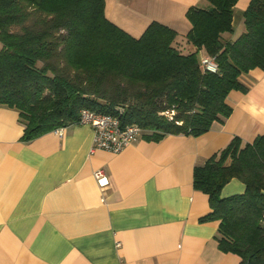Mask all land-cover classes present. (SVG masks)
Wrapping results in <instances>:
<instances>
[{
    "label": "trees",
    "instance_id": "1",
    "mask_svg": "<svg viewBox=\"0 0 264 264\" xmlns=\"http://www.w3.org/2000/svg\"><path fill=\"white\" fill-rule=\"evenodd\" d=\"M186 12V35L157 21L133 37L105 16V0H0V104L15 108L22 140L74 124L82 109L136 124L147 140L198 136L222 122L241 76L264 70V0H250L234 40L238 0H205ZM202 52L200 56L198 53ZM217 63L204 71L200 57ZM232 178L242 193L221 196ZM194 189L208 196L218 248L238 264H264V132L234 136L193 168Z\"/></svg>",
    "mask_w": 264,
    "mask_h": 264
},
{
    "label": "crops",
    "instance_id": "2",
    "mask_svg": "<svg viewBox=\"0 0 264 264\" xmlns=\"http://www.w3.org/2000/svg\"><path fill=\"white\" fill-rule=\"evenodd\" d=\"M250 0L233 12L234 40ZM205 0H105V16L133 37L153 21L186 35L190 7ZM231 90V114L198 136L142 135L122 151L93 148L86 124L22 140L17 109L0 104V264H238L218 248L208 196L194 189L193 168L232 137L251 142L264 132V70L241 76ZM103 170L107 184L94 172ZM232 178L221 196L242 193Z\"/></svg>",
    "mask_w": 264,
    "mask_h": 264
},
{
    "label": "built area",
    "instance_id": "3",
    "mask_svg": "<svg viewBox=\"0 0 264 264\" xmlns=\"http://www.w3.org/2000/svg\"><path fill=\"white\" fill-rule=\"evenodd\" d=\"M199 61L204 71L211 73L217 72L218 66L214 58L208 55H202ZM76 124H86L92 127L94 132L93 148L103 149L113 153L122 151L130 143L137 140L142 132L136 124L121 127L117 117L89 109H82L80 111ZM63 129L64 127H58L53 132L61 136L63 135ZM94 177L99 185L104 186L107 184L103 170L95 171Z\"/></svg>",
    "mask_w": 264,
    "mask_h": 264
},
{
    "label": "rangeland",
    "instance_id": "4",
    "mask_svg": "<svg viewBox=\"0 0 264 264\" xmlns=\"http://www.w3.org/2000/svg\"><path fill=\"white\" fill-rule=\"evenodd\" d=\"M2 48V45H1V43H0V49ZM202 54V52H199L198 53V56H200Z\"/></svg>",
    "mask_w": 264,
    "mask_h": 264
}]
</instances>
